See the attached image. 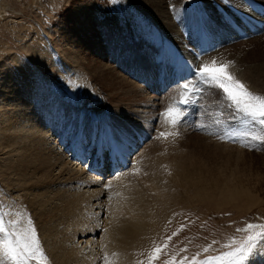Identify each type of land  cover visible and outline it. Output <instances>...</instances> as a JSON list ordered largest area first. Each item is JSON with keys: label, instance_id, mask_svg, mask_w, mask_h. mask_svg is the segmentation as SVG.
<instances>
[{"label": "rangeland", "instance_id": "374dc122", "mask_svg": "<svg viewBox=\"0 0 264 264\" xmlns=\"http://www.w3.org/2000/svg\"><path fill=\"white\" fill-rule=\"evenodd\" d=\"M167 2L165 12L171 15L170 20L174 22L177 30L175 36L163 30L160 19L155 17L156 14L148 12L146 4L140 0H0L2 87L10 88L12 82L23 85L29 80H36L39 86L35 87L40 90L42 86L41 91H50L58 105L62 106V113L56 115V120L63 123L60 125L70 123L65 111L79 114L86 109L83 111L86 112L85 116L81 114L71 120L80 122L82 117H87L85 128L77 132L74 128L72 132L74 138L80 135L83 148L89 147L92 136L99 139L100 133H105L103 141L100 138L103 146L110 136L119 141H123L121 137H124L128 142L136 144L134 135L141 133L146 139L134 158L137 156L136 163L137 160L144 163L142 151L154 145L149 148L147 156L156 155L153 158L156 160L154 179L160 190L154 188L155 183H146L136 189L138 199L142 202L139 215L145 210L141 219L144 224L138 232L133 233L131 240L115 251L120 252V258L114 260L102 248L106 247L103 238L104 220L108 215L118 220L119 208L112 207L111 211H107L109 205L106 203L100 214V210H92L87 214L83 211L81 214H85L84 218L81 216L77 219L72 217L78 213L76 210L69 214L73 225H70L72 230L68 243L76 244V239L86 240L89 231L92 236L87 237V241L95 240V245H79L78 250L82 247L88 253V256L84 253L88 257L84 264H148L149 257L157 248L161 249L159 259L153 260L152 264H166L169 261L173 264H180L181 261L183 264H200L209 258L224 257L228 252L236 251L248 235L258 231L252 229L245 232L239 229H246L249 224L264 225V139L252 138L262 135L261 126L249 122L236 112L223 98L220 90L198 84L197 67L189 64V58L196 52L194 45L205 37V32L198 29V22L197 28L193 25L199 18L198 8L209 14L207 1ZM224 11L222 14L217 11L219 16L215 20L203 16L210 30L218 33L210 42L216 49L220 48L216 52L211 51L209 55L220 56L223 61L216 60L218 66L221 62L228 63L227 70L250 91L264 95V89L258 88L250 78L252 76L256 79L264 68V31L260 32L262 36H257L260 38L238 33L233 30L235 24ZM186 22L190 24L188 36L184 30ZM203 44L200 42L201 46ZM184 53L188 58H184ZM176 54L181 58V67L185 71H193L191 74L187 72L188 76L182 70L177 71ZM255 54L260 56L256 57ZM205 57H202V64L213 61ZM93 61L100 62L105 68L110 65V68L117 71L119 76L116 85L112 82L108 84H113L118 91H128L130 85L125 79L130 80L142 88L144 93L146 91V96L153 97L157 105L147 108L146 117L139 119L138 124H135V118L128 119L131 115L127 113L119 117L120 111L116 113L118 108L115 109L112 103L109 105L110 101L105 95L108 85L104 89L102 81L94 77L91 68L85 64ZM102 65L98 75L99 71L102 72ZM242 65L248 72V78L241 75L242 70L245 72ZM176 76L179 78L176 79ZM186 83L190 85L188 89L183 88ZM182 96L188 101V108L183 113L175 105L181 101ZM136 100L146 101L147 97L143 94L133 96L131 104L136 103ZM170 105L180 111L179 123L175 126L165 122L162 116ZM61 115L63 118L65 115L68 120L65 121ZM99 117L104 121L102 125ZM49 126L52 128V124ZM75 132L79 134L77 137ZM162 132L171 135L162 137ZM132 160L131 164L134 165ZM197 161H202L208 169L199 176L200 187L193 188L188 171L179 173V170ZM3 170L0 165V221L9 232L16 233L21 239L26 238L30 228H34L43 257L12 262L3 256L2 248L0 257L8 264H55V257L46 248L41 235V225L34 218L38 211L32 207L25 193L19 191L10 179H6ZM142 173L132 170L122 177L111 176L117 181L110 184V193L119 195L121 188L127 187L131 180L140 181ZM91 180L84 183L85 190ZM210 182L216 183V189L204 187ZM61 183L56 181L48 190H55ZM41 192L39 190L36 194ZM65 197H58L53 206L47 195L41 198L47 207H53L55 211L70 198ZM105 200L107 197L102 201ZM79 225L83 233L80 237L74 233ZM3 240L4 235L0 234V245ZM213 264H227V261L214 260ZM234 264H264V245L257 241L253 253Z\"/></svg>", "mask_w": 264, "mask_h": 264}, {"label": "bare ground", "instance_id": "6f19581e", "mask_svg": "<svg viewBox=\"0 0 264 264\" xmlns=\"http://www.w3.org/2000/svg\"><path fill=\"white\" fill-rule=\"evenodd\" d=\"M140 1H143L146 4L148 12L156 14L155 17L158 20L160 19L159 22L162 24L161 26L165 28H163V30L168 31L169 34H172L174 36L175 34L177 35V30L175 29L174 22L170 20L171 15L165 12V9L168 7L167 0ZM205 1H207L210 12L209 14H207L206 11H202V8H198L200 10L199 18L198 20H195V24L193 25L197 28L198 22V29L200 32H205V37L203 41L198 40L194 45V50L196 52L193 57L189 58L190 65L196 67L198 65H202V57L204 55H206L205 59L210 61L222 60L218 55H209L212 52H216L220 47L216 49V46H214V44L210 42V40H212V37L216 36L218 33L216 32V30H210L207 22L203 18L204 15L207 17V19L215 20L219 16V13L222 14V12L225 10L224 14L227 15V18L231 19V22L235 24L233 28V30L235 29L234 31L243 33L248 37L251 36L254 38H260L257 36H262L260 35V32L262 30L264 31V0ZM217 11H219V13ZM233 12H235V14L232 15ZM200 15H202V20ZM152 20H154V18H152ZM224 23L229 26L227 22L224 21ZM185 28L186 29L184 30L186 32V35L188 36L190 34V24L186 22ZM206 29L208 30L207 32ZM182 41L184 42V38H182ZM200 42L204 43L203 46L200 45ZM175 56L177 58L175 66L177 68V71L182 70L185 72V76H188L187 72L189 71H185L183 67H181L180 56H177V54ZM255 56L259 57L260 54H255ZM184 58H188L185 53ZM85 64L91 68L94 77H98L100 81H102V87L104 89H106V86L108 85L106 89L107 91H105V95L108 96L107 100L110 101L109 105L112 103V106H116L115 109L118 108L116 113L120 111V115H118L119 117H124V115L127 113L131 115L130 117L127 116L128 119L131 117L135 118V124H138L139 119H141L142 117H146L147 108H153L157 105L153 100V97L146 96L147 94L145 95V93L147 92L145 91L144 93V90L142 88H138L137 84L131 83L132 81L130 80L129 82L127 79H125V82L130 85V89L125 92L118 91L113 84H108L109 82H112L116 85L117 78L119 76L116 70L110 68V65L106 66V69L104 65L97 61H93L92 63L86 62ZM101 65L102 72L99 71L98 75V69L100 70ZM241 67L245 68L243 65ZM108 71H110L111 74ZM174 72H176V70ZM191 72H189V74H191ZM241 75L243 77L245 76V78H248V72L246 68L245 72L243 70L241 71ZM250 78L258 88L264 89V68L257 74L256 79H254L252 76ZM258 81H260L259 84ZM36 82L37 81L34 79L29 80L23 85H20L19 83L15 84L12 82L10 88H7V86L2 87L0 85V165L4 169V173H2L6 174V179H10L11 183L16 186L19 191L25 193V196L28 197V201L30 202L32 207L38 211L35 212L34 218L37 219V221L41 225V235L47 245L46 248L48 247L47 249L49 250L50 254L55 257V264H84L83 262L85 261V259H88V257H85V252L83 251L82 247L81 250H78L80 247L79 245H82V243H85L84 245L89 243V246L92 245V243H94L95 245V240L92 239L91 242V240L89 239V241H87V237L92 236V234H89V232L91 231H89L88 234L86 233V240L81 239L80 241H77L76 239V244H73V242L69 244L68 236H70L69 233L72 230L70 229V225L73 223V220L69 218V214L76 210L78 213L72 216L76 219L79 217L81 218V216H83L82 218H84L85 214H81V212L83 213V211L86 213L92 212V210H100L98 212V214H100L103 210L102 208L105 207L106 203L109 205L107 211H111L112 207H117L120 209V212L118 214V220H113L109 215L107 218H105L103 223L105 224V232L103 238L106 241V247L102 245V248H105L104 251L109 253L114 260L115 258H120V252L115 251H117L119 246H124L129 240H131L133 238V233L138 232L141 228V225L144 224L141 222V219L143 215H145V210L142 215H139V209L142 207V202L138 199L136 189L146 183H155L154 169H156V160H153V158H155L156 155H153L151 157L147 156L149 148L154 147V145L146 147L142 151L144 152L143 158L145 161L142 159L144 163H142V161L140 162L139 160H137L136 163L135 158L137 156L134 158V155L136 151L138 153V151L140 150L139 142L140 140L146 139L145 135L141 133L137 134L136 136L134 135L133 139L135 140L136 144L128 142V140L124 137H121L123 141H119L117 140V138L114 139V137L111 136L107 139L111 141V145H116L119 149H122L124 151L125 157H128L129 163V167L127 170L121 168L119 169V172L112 174V177L116 175H118L117 178L122 177L123 175L130 173L132 170H134V172H143L140 181L131 180L128 183L127 187L123 186L121 188L119 195H112L109 191V186H112L110 184L114 183L117 180L116 178L111 177L109 167L108 171H106L107 175H105L104 179H102L87 173L84 166L81 165V163L76 160L74 156H70L69 154L71 152L70 149H74L76 152H79V149H87L82 147V141H80L81 137L76 133L78 130H82L83 128H85L84 126L86 122L84 123V121L87 117H80V122H71L72 119L78 117L79 115L81 116V114L82 116H85L86 112L84 113L83 111L87 110L84 109L81 111L82 113L79 112V114H77L78 112H74V114H72L70 110L65 111L64 106L63 110L66 113V117L70 119V123L62 125V122H58L59 120H56V115L62 113L60 111L62 106L58 105V102H56L50 91H41L42 86L40 90L38 89L39 87H35L37 85ZM183 83L184 82H181V84ZM138 94H143L144 97H147V100H140L139 102L136 100V103L134 102L133 104H131L133 96H136ZM181 111L182 113L184 112V110ZM113 112H115V110ZM65 115L64 118L63 115H61L63 119H65ZM66 120L68 119H65V121ZM103 122L104 121H102L101 118V125L103 124ZM49 123L52 124V128L49 126L51 125ZM60 123L62 124L60 125ZM132 124H134V122ZM74 128H76L75 137L79 135L80 139L74 138V135H72L74 134L72 133L74 131ZM104 134L105 133H100L99 139L96 138L95 140L99 142L101 140L100 138H102L103 141ZM140 135H143V137H141ZM69 141L71 142L68 143ZM91 143V140H89V146L91 145ZM101 145L102 147H104L102 142ZM64 151H67V154L64 153ZM95 151H97V149L93 150V155ZM182 155L183 154L181 153L180 157H182ZM159 156H161V154H159ZM131 160L135 166L131 164ZM174 164L177 165V162H175ZM203 166L205 168H203ZM207 169L208 167L204 165L202 161H200L199 163L197 161V163H189L187 166L180 168L179 173L183 172V170L188 171V176L193 181L192 187L199 188V176ZM128 170L129 172L126 173V171ZM55 177L57 178L54 179ZM91 178L93 179V181L91 180ZM90 180L91 184L85 190L84 183ZM49 181H52V183L49 184ZM56 181H61L62 183L56 186L55 190H52L53 188L48 190L50 188V185H54ZM120 183H122V181ZM60 187H64V189H61ZM157 187L158 183H155L154 188L160 190V188ZM204 187L216 189V183L210 182L207 183ZM212 189L209 190L211 191ZM39 190H41L42 192L40 194H36V192H38ZM57 192L60 193V196ZM42 195H47L48 201L51 206H53L54 200L58 199V197H61L62 195H66L65 198H67V196H70V198L66 203L61 204V207L59 209L53 211V207H47V205L44 204V200L41 198ZM106 197L107 200L103 202L102 200ZM82 222H84V220ZM62 226L64 228H62ZM80 229L81 228L79 225V227L76 226V229L74 230V233L78 237L83 235V233L80 232ZM62 250L64 251L63 255L61 254ZM0 264H8V262L0 257Z\"/></svg>", "mask_w": 264, "mask_h": 264}, {"label": "snow or ice", "instance_id": "6c2138e0", "mask_svg": "<svg viewBox=\"0 0 264 264\" xmlns=\"http://www.w3.org/2000/svg\"><path fill=\"white\" fill-rule=\"evenodd\" d=\"M228 68V63L221 62L218 66L216 60L198 65L196 69L198 84L208 85L211 88L220 90L223 98L236 112L247 118L249 122L257 123L261 126L262 135L252 138L264 139V95H258L250 91L245 84L227 70ZM189 87L188 83L183 85L184 89H188ZM181 102L188 103L187 99L183 96L181 97ZM162 116L165 118V122L175 126L179 123L180 111L174 105H170ZM168 135H171V133H160L162 137H167ZM29 224H31L30 220ZM252 229H258V231L255 234L248 235L246 241L236 251L228 252L224 257L209 258V260L200 262V264H213L214 260L217 262L227 261V264H234L235 261L245 259L246 256L253 253L257 247V241H260L264 245V225L249 224L246 229H239L238 231L247 232ZM0 234L4 235L0 248H2L3 256L7 260L19 262L29 259L35 260L38 256L43 257L34 228H30L26 238L21 239L16 233L9 232L3 226V222L0 221ZM10 237L15 238L10 239ZM160 251L161 249L159 248L154 250L153 254L149 257L148 264H152L153 260L159 259L158 253ZM166 264H173V262L169 261ZM180 264H183V261Z\"/></svg>", "mask_w": 264, "mask_h": 264}]
</instances>
